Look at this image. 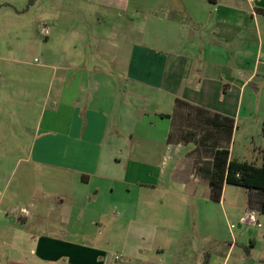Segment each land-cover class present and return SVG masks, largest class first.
Returning a JSON list of instances; mask_svg holds the SVG:
<instances>
[{
    "label": "crops",
    "instance_id": "crops-1",
    "mask_svg": "<svg viewBox=\"0 0 264 264\" xmlns=\"http://www.w3.org/2000/svg\"><path fill=\"white\" fill-rule=\"evenodd\" d=\"M129 1L78 0L82 22L0 42V264H264L260 194L211 201L200 152L264 149L247 93L264 88V0ZM181 109L194 140L168 150ZM196 109L231 127L226 145Z\"/></svg>",
    "mask_w": 264,
    "mask_h": 264
},
{
    "label": "rangeland",
    "instance_id": "rangeland-1",
    "mask_svg": "<svg viewBox=\"0 0 264 264\" xmlns=\"http://www.w3.org/2000/svg\"><path fill=\"white\" fill-rule=\"evenodd\" d=\"M0 0V42L3 41L2 45L5 47L7 46L8 42L15 45L16 47H20L22 49H29V41L36 40L42 41L43 38L39 34L40 25L43 23H53L55 20L62 26H68V24L74 25L72 23L82 22V14L78 7H76L78 0ZM140 2L141 5H147L149 0H135ZM132 0L129 1L131 3ZM156 4H162L163 0H154ZM90 15L88 21V34L90 41L94 36L93 32L98 30L100 24H103L102 17H98L95 12H89ZM99 15V13H98ZM130 15L129 12H125L124 16ZM106 22V21H105ZM142 30V28H141ZM172 31L168 32L171 33ZM16 35L14 36V34ZM115 34V33H114ZM174 34V31H173ZM110 40V41H109ZM106 40L108 43H101L106 48L107 52H109V46L111 43L116 44L114 38ZM93 42L90 44L92 45ZM36 54V53H35ZM37 59V55H34ZM247 92L248 94L252 93V100L257 102V106L255 109L252 110V118L255 119L258 115L261 114L262 107L261 105L264 102V88L261 87L258 92H253L250 89ZM251 95V94H250ZM190 113L188 115L185 114L183 109L180 112L173 116V121L171 125V134L169 143L172 145L168 146V150H182L187 149L189 146H185L189 140V138H184L185 135L189 132L194 131L195 127L192 121L189 118ZM17 126L16 123L11 124V129H13L14 136L17 135ZM207 129V128H206ZM200 131V130H199ZM198 134H201L199 132ZM220 138H225L224 133L218 134ZM17 139H15L16 141ZM225 140H220L222 144ZM176 143L179 145L176 146ZM208 144V143H206ZM236 144V143H235ZM209 145V144H208ZM235 151H242V148L237 145L234 147ZM210 148H203L200 152L203 157H207L210 154ZM260 150L258 152H248L245 157V161L251 163L255 166H259L261 159L259 156ZM171 154V152H169ZM200 154V153H199ZM17 157L9 156V162L12 163ZM180 156H178V159ZM207 189H205L204 195H207ZM238 188L234 186L227 185L223 192V199L225 205L227 207H232L236 205L238 202L244 203L246 198L244 195L243 197H238L237 191ZM239 191V190H238ZM241 193V192H239ZM252 193V192H250ZM253 195V194H252ZM230 217H234V215H229ZM233 225V229L230 231L233 233L236 230V224L234 220L230 221Z\"/></svg>",
    "mask_w": 264,
    "mask_h": 264
},
{
    "label": "trees",
    "instance_id": "trees-1",
    "mask_svg": "<svg viewBox=\"0 0 264 264\" xmlns=\"http://www.w3.org/2000/svg\"><path fill=\"white\" fill-rule=\"evenodd\" d=\"M29 2H31V0ZM180 107H185V109L189 108L186 103L176 99L173 112L176 113ZM196 110L198 111L197 114L199 115L197 116L203 120V124L219 130L221 133H224L226 145L230 138L231 127L226 126L221 122L216 123L212 120H209L204 110ZM187 114L188 112L186 115ZM191 134V132L187 133L184 138L194 140L190 139ZM196 142L197 145L201 147L206 145V139L204 137L198 138ZM210 148L211 164L210 170L206 174L209 189V199L213 202H218L221 196L222 187L225 184L239 187L241 190L245 191H255L256 193L260 194L258 210L261 214H264V149L260 150L258 153L261 159L260 165L255 166L245 161L230 159L228 157V151L224 146L217 147L216 145H213Z\"/></svg>",
    "mask_w": 264,
    "mask_h": 264
},
{
    "label": "built area",
    "instance_id": "built-area-1",
    "mask_svg": "<svg viewBox=\"0 0 264 264\" xmlns=\"http://www.w3.org/2000/svg\"><path fill=\"white\" fill-rule=\"evenodd\" d=\"M248 1H251V0H248ZM260 61L264 64V56L261 57ZM21 212H25V211H24V210H21ZM252 215H253V214H249V215L247 216V218L250 220V222H253V223H254V222H255V221H254V216H252ZM255 226H256V227H259L260 225H259L258 223L255 222ZM229 228L232 229V228H233V225L230 224V225H229Z\"/></svg>",
    "mask_w": 264,
    "mask_h": 264
}]
</instances>
